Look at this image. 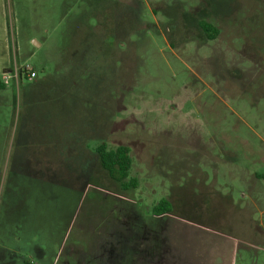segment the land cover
I'll return each instance as SVG.
<instances>
[{"label": "rangeland", "instance_id": "374dc122", "mask_svg": "<svg viewBox=\"0 0 264 264\" xmlns=\"http://www.w3.org/2000/svg\"><path fill=\"white\" fill-rule=\"evenodd\" d=\"M0 81V264H264V0H0Z\"/></svg>", "mask_w": 264, "mask_h": 264}, {"label": "trees", "instance_id": "16d2710c", "mask_svg": "<svg viewBox=\"0 0 264 264\" xmlns=\"http://www.w3.org/2000/svg\"><path fill=\"white\" fill-rule=\"evenodd\" d=\"M203 28L206 30L209 39H215L218 35V30L214 26L206 25L205 21H200ZM23 73L27 76L26 71ZM5 87V83L0 81V89ZM98 154L102 167L108 172L109 176L121 183L122 188L129 189L130 187H137V182L134 178H130L133 159L130 148L126 145H120L115 149H109L106 143L98 146ZM127 181V179H129ZM155 214H163L171 211V203L164 199L152 209ZM26 264H31L27 260Z\"/></svg>", "mask_w": 264, "mask_h": 264}, {"label": "flooded vegetation", "instance_id": "af4514ba", "mask_svg": "<svg viewBox=\"0 0 264 264\" xmlns=\"http://www.w3.org/2000/svg\"><path fill=\"white\" fill-rule=\"evenodd\" d=\"M103 18H104V16H103ZM103 18H100V19H99L100 26L102 27L101 29H104V28L106 27V24H105L106 21H104L105 19H103ZM205 22H206V21H205ZM206 23H207V24H206L207 26H208V25H210V26H214L213 24H211V23H209V22H206ZM199 26L201 27V29L203 30V32L205 33V35L208 37L206 30L203 28V25H201L200 22H199ZM95 27H96V26H95ZM214 27H215V26H214ZM94 30L97 31L96 28H93V31H94ZM104 33H105V35L110 36L112 39L116 40L114 36H112V35H110V34L108 33V29H107V27H106V30H105ZM208 38H209V37H208ZM36 76H37V72H36ZM22 78L25 79L24 75H22ZM28 79H29V80H28ZM28 79H27L28 81H32L33 79H35V77L32 78V79H30V78H28ZM25 85H26V84L24 83V85H23L22 88H21L22 91H24V93H25V94H24V97H25L26 94H27V91H25V89H24V86H25ZM21 135H23V132H21ZM104 143H105V142H104ZM97 152H98V147H97ZM99 159H100V158H99ZM101 166H102V165H101ZM115 181H116V180H115ZM163 214H164V213H163ZM157 215H161V214H157ZM17 261H19V259H18Z\"/></svg>", "mask_w": 264, "mask_h": 264}, {"label": "built area", "instance_id": "2783aa9c", "mask_svg": "<svg viewBox=\"0 0 264 264\" xmlns=\"http://www.w3.org/2000/svg\"><path fill=\"white\" fill-rule=\"evenodd\" d=\"M24 71H26L28 78L32 79L36 77V71L32 70L31 68H25Z\"/></svg>", "mask_w": 264, "mask_h": 264}]
</instances>
